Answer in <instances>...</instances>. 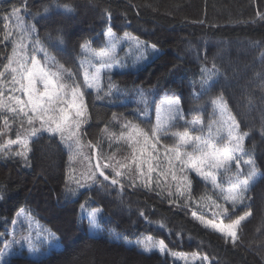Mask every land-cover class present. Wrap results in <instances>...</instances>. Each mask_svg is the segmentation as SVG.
I'll return each mask as SVG.
<instances>
[{
  "label": "trees",
  "instance_id": "obj_1",
  "mask_svg": "<svg viewBox=\"0 0 264 264\" xmlns=\"http://www.w3.org/2000/svg\"><path fill=\"white\" fill-rule=\"evenodd\" d=\"M64 5L71 10H65ZM13 7L21 8V18L35 24L49 53L77 73L80 82L81 46L105 48L110 29L117 35L132 34L159 50L136 70L105 73L100 98L95 90L85 89L83 152L91 141L102 151L105 162L131 153L128 143L119 138L126 131L122 126L130 121L150 131L156 120L153 109L146 113L139 103L140 89L155 90L158 99L174 97L185 120L200 118L205 125L219 118L210 101L222 95L241 132L248 133L245 149L264 172V0H0V39L5 24L2 17ZM8 23L14 28L15 18ZM57 35L63 43L53 47ZM11 48V38L0 43V68ZM213 64L218 69L213 86L197 98L202 91L201 69ZM109 84L114 87L106 94ZM184 130L183 122L173 129ZM161 143L171 146L175 141L169 136ZM30 147L27 163L12 155L18 145L12 146L7 157L0 153V248L12 219L23 208L59 238L61 248L37 259L13 256L7 264H177L159 253H143L125 244L144 235L163 240L170 251L206 256L210 264H264V180L234 211L229 206L224 222L251 212L239 226L234 245L193 217L195 212L214 218L217 211L211 201L201 199L206 193L213 200L217 197L211 185L195 173L188 174L190 196L178 195L175 183L165 181L167 174L158 172L150 178L124 177L123 189L102 177L78 188L74 180L81 173L75 172V159L78 162L80 156L69 151L59 136L42 133ZM166 169L167 164L162 163L160 170ZM221 182L228 186L226 180ZM93 209L101 210L99 225L107 235L90 234L83 211Z\"/></svg>",
  "mask_w": 264,
  "mask_h": 264
},
{
  "label": "snow or ice",
  "instance_id": "obj_2",
  "mask_svg": "<svg viewBox=\"0 0 264 264\" xmlns=\"http://www.w3.org/2000/svg\"><path fill=\"white\" fill-rule=\"evenodd\" d=\"M64 8L71 10L68 5H64ZM21 11V8L13 7L2 17L5 24L0 43L11 38L12 48L10 55L6 57L7 62L0 68V137H7L13 124H18V130L14 139L5 138L0 143V153L7 157L12 152V146L18 145V150L12 152V155L23 158L27 163L28 154L31 152L30 144L34 138H38L42 133L59 136L69 151L88 163V169L79 179L74 180L78 188L90 186L89 182L95 184L98 178L102 177L104 182H110L112 186L119 185L123 189L121 180L126 175L132 180L133 175L150 178L152 173L158 172L160 175L171 176L178 195L190 196L192 180L188 174L195 173L202 181L211 185L217 197L213 200L212 196L206 193L201 199L211 201L217 209L213 212L214 218L221 217L219 223L215 222V219L197 218L205 227L222 234L235 245L239 239L238 228L251 212L230 223H224V218H228L230 208L234 211L249 198L247 194L250 190L264 180V172L260 171L251 158V153L245 149L244 141L248 133L241 132L236 117L228 109L222 95L210 101L214 115L219 118L209 121L207 125L200 118L185 120L178 100H167L156 107V120L150 131L130 121L126 122L122 126L126 131H122L119 138L128 143L131 154L123 161L113 162L114 158L109 157L105 162L98 146L88 141L86 146L92 149L95 155L96 163L93 164L92 158L83 152L85 145L81 138V126L87 118L85 89H94L98 94L97 98H100L99 93L103 91L100 83L102 72L118 62L113 55L117 38L109 30L106 33L105 48L95 51L90 50L88 44L81 46L86 54L91 55L92 61H98L100 66L96 67L87 59L82 60L79 67L83 71V81L80 82L77 73L65 67L49 53L48 47L36 34L35 24L26 23L25 19L21 18ZM13 18L14 28L8 23ZM48 39L51 40V37ZM62 43V36L57 35L52 46L58 47ZM151 47L155 49V45ZM38 53H42L43 57L38 58ZM217 74L215 64L212 68L201 69L202 91L197 94V98L213 86V78ZM108 87L109 92L106 94L111 93L114 85L109 84ZM113 119H116L115 114ZM180 122H183L185 130L173 131ZM194 132L199 134L194 135ZM169 136L175 143L171 146L162 144V139ZM245 156L250 158L243 159ZM162 163L167 164L164 171L160 170ZM108 169L111 172L106 174ZM222 179L226 180L227 187H224ZM81 180L84 183H81ZM69 191L75 192L73 189ZM169 195L172 193L169 192ZM217 200H222L223 203H218ZM86 203L81 204L82 209L86 207ZM99 212V209L89 212V223L92 227L98 226ZM193 215L196 216V213ZM24 240L29 252L34 253L36 248L30 237H25ZM16 243L19 242H4L3 249H0V264H7L4 257L11 254L12 245ZM138 244L146 252L153 249L161 252L166 250L163 240L155 241L150 237L138 241ZM207 259L206 256L203 257V260Z\"/></svg>",
  "mask_w": 264,
  "mask_h": 264
},
{
  "label": "rangeland",
  "instance_id": "obj_3",
  "mask_svg": "<svg viewBox=\"0 0 264 264\" xmlns=\"http://www.w3.org/2000/svg\"><path fill=\"white\" fill-rule=\"evenodd\" d=\"M114 35L117 39H116V46L113 51V55H115L118 62L112 64L110 69H107L102 72L101 81L104 73L119 71V70H127V69H137L140 66L144 65L145 63H147L148 61H150L159 53V50L156 47L155 49H153L151 47L152 45L142 42L140 39H137L135 36L131 34H127V38H126V34L119 36L116 34ZM106 44H107V37H106ZM90 50L93 49L90 48ZM82 52H83V60L87 59L89 61H92V57L90 54H86L83 50ZM92 62L95 64L96 67L100 66L98 61H92ZM140 91L142 92H139L138 101L144 107L146 113H151L152 109L155 113L156 107L162 105L167 100H177L174 97H169V96H162L161 98L158 99L157 98L158 95L155 90L140 89ZM146 104H147V108H146ZM17 130H18V125L13 124L12 130L7 133V137H0V140L2 139L4 140L5 138H11L12 136H15ZM84 154L92 158L93 164L96 163L95 155L92 149H88V150L86 149ZM130 154H126L125 157H129ZM123 159H119V160L123 161ZM115 160H113V162ZM75 164H76L75 172L84 173L88 169L87 161L83 160L81 157H79L78 162L75 159ZM107 172H111V170L108 169L106 170V174ZM125 177L128 178L127 175ZM165 181L172 182L171 176L167 175ZM91 211L92 210L83 211L84 215L87 216L88 220H89V212ZM100 214H101V210L97 216V225H98L97 227H92L89 223V230L92 236L107 235V233L104 230H102V228L99 225ZM193 217L203 226L204 224H202L200 219H198L197 217H202L205 220L215 219L197 213L196 216L193 215ZM13 221H15V223H13ZM244 221H242L241 224ZM215 222L219 223L220 219H215ZM224 223H230V222H224ZM25 237H30L32 243L35 245L36 251L34 253L29 252L27 243L24 240ZM109 237H111L112 239L116 238L115 235H109ZM149 237L150 236H141L134 241H125V244L131 247H135L139 251L147 254H151L155 252L159 253L160 255L169 258L170 260H172V262L177 264H210L208 259L203 260L204 256H201L199 254L173 252L170 251L167 247L164 252H161L158 249H153L152 251L146 252L143 250V247L140 244H138V241H143ZM152 239L155 241H160L158 239H154V238ZM13 240L18 241L19 243L12 245V248L10 250L11 251L10 255H5L4 260L6 262H8L11 257L18 255H25L29 258H41L48 255L52 251L61 248L59 238L54 233H52L47 227H45L41 222H39L34 217V215L25 208L21 209L18 213H16V215L12 219L11 227L8 231V236L6 237L5 240L2 241L3 244L0 249H3L4 242H11Z\"/></svg>",
  "mask_w": 264,
  "mask_h": 264
},
{
  "label": "bare ground",
  "instance_id": "obj_4",
  "mask_svg": "<svg viewBox=\"0 0 264 264\" xmlns=\"http://www.w3.org/2000/svg\"><path fill=\"white\" fill-rule=\"evenodd\" d=\"M18 212H19V211H18ZM18 212H17V213H18Z\"/></svg>",
  "mask_w": 264,
  "mask_h": 264
}]
</instances>
